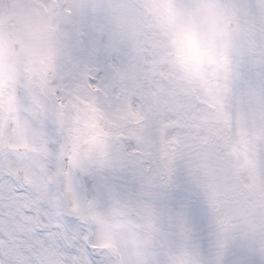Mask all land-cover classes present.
<instances>
[{
    "label": "snow or ice",
    "instance_id": "1",
    "mask_svg": "<svg viewBox=\"0 0 264 264\" xmlns=\"http://www.w3.org/2000/svg\"><path fill=\"white\" fill-rule=\"evenodd\" d=\"M20 3L72 41L43 81L0 89V264H264V0H218L230 23L200 69L174 43L207 44L195 0ZM180 171L207 258L184 212L156 207Z\"/></svg>",
    "mask_w": 264,
    "mask_h": 264
},
{
    "label": "rangeland",
    "instance_id": "2",
    "mask_svg": "<svg viewBox=\"0 0 264 264\" xmlns=\"http://www.w3.org/2000/svg\"><path fill=\"white\" fill-rule=\"evenodd\" d=\"M72 2L89 6L90 13L92 5H131L136 0H72ZM195 3V11L199 14L207 33V44H201L191 33L182 34L174 42L177 60L189 69H200L205 63L213 61L217 44L227 33L225 25L230 21L219 9L218 0H195ZM85 19L91 24L95 17L86 14ZM208 20L213 22L210 27L207 25ZM11 24V29H4L0 33L5 44L7 61L6 71L0 73V89H6L21 75L28 80L38 78L43 81L56 63L68 55L72 41L67 34L58 32L51 18L24 7L20 0H12ZM186 39L189 46L187 54ZM193 56L195 63L190 62ZM99 182V178L92 179L93 187ZM171 187L174 189L171 190ZM171 187L158 193L155 201L157 209L163 212L165 219L168 209L183 211L193 227V236L200 246L202 255L207 258L211 251V236L206 205L182 171L177 173ZM122 191L128 195H135L138 188L129 184L123 186ZM232 259L233 253H229L225 257L226 264H231Z\"/></svg>",
    "mask_w": 264,
    "mask_h": 264
},
{
    "label": "clouds",
    "instance_id": "3",
    "mask_svg": "<svg viewBox=\"0 0 264 264\" xmlns=\"http://www.w3.org/2000/svg\"><path fill=\"white\" fill-rule=\"evenodd\" d=\"M212 23L213 22L211 20L207 21V25L209 27L212 25ZM3 28H4V25L2 22H0V33L3 32ZM188 49H189L188 40L186 39V41H185V52H186V54L188 53ZM190 62L195 63L194 56L191 58ZM6 65H7V61H6L5 44H4V41L2 39V36H0V73H3L6 71Z\"/></svg>",
    "mask_w": 264,
    "mask_h": 264
},
{
    "label": "water",
    "instance_id": "4",
    "mask_svg": "<svg viewBox=\"0 0 264 264\" xmlns=\"http://www.w3.org/2000/svg\"><path fill=\"white\" fill-rule=\"evenodd\" d=\"M11 18V0H0V22L6 24ZM230 22L227 23V28ZM7 27H10L7 25Z\"/></svg>",
    "mask_w": 264,
    "mask_h": 264
}]
</instances>
